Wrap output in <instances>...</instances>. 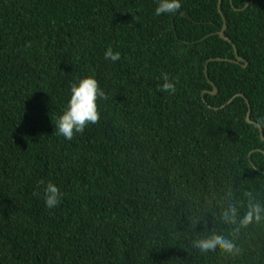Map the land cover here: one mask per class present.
<instances>
[{"label":"trees","instance_id":"obj_1","mask_svg":"<svg viewBox=\"0 0 264 264\" xmlns=\"http://www.w3.org/2000/svg\"><path fill=\"white\" fill-rule=\"evenodd\" d=\"M217 2L156 16L157 0H0V264H264V219H222L264 205V141L245 120L247 100L264 137V0ZM232 44L245 66L206 63ZM86 76L106 98L68 140L56 123ZM212 235L239 254L193 246Z\"/></svg>","mask_w":264,"mask_h":264},{"label":"clouds","instance_id":"obj_2","mask_svg":"<svg viewBox=\"0 0 264 264\" xmlns=\"http://www.w3.org/2000/svg\"><path fill=\"white\" fill-rule=\"evenodd\" d=\"M180 8L181 0H157L154 13L156 16L175 14ZM104 58L115 62L120 59V53L114 52L109 47L105 50ZM163 80L161 91L175 92V84L166 75ZM100 98L106 97L95 77L86 76L73 83L70 87V95L66 107L56 123L58 133L64 138L71 140L74 133L83 132L87 124L97 123L100 119L97 101ZM43 196L45 206L48 208L56 207L62 199L59 187L52 182H48L44 187ZM238 211L236 204L229 203L228 211L222 217L223 222L230 224L238 222L239 227H247L253 221L260 222L264 219V205L260 203L249 201L247 211L239 218V221H237ZM193 246L201 254H215L218 250L231 255H236L240 252L237 244L226 236L212 235L196 239L193 242Z\"/></svg>","mask_w":264,"mask_h":264},{"label":"water","instance_id":"obj_3","mask_svg":"<svg viewBox=\"0 0 264 264\" xmlns=\"http://www.w3.org/2000/svg\"><path fill=\"white\" fill-rule=\"evenodd\" d=\"M219 3H220V0H218V2H217V5H218V8H219ZM247 5V4H246ZM219 10V12H221L220 11V9H218ZM223 18V24H222V26H221V29L218 31V35L222 38V39H224V40H226L227 42H230V40H229V38L228 37H226L225 35H224V29H225V22H224V17H222ZM232 48H233V53H234V59H230V58H224V57H214V58H208L207 59V61H206V63L209 61V60H219V61H229V62H236V63H239V62H241V61H243V59L240 57V56H238L237 55V51H236V48H235V46H234V44H232ZM245 63V62H244ZM246 64V63H245ZM204 71H205V69H204ZM209 94H214L215 92H216V88L214 87V86H212V89L211 90H206ZM204 92V90L202 91V93ZM239 96H242L243 97V95L242 94H238ZM232 98H230L229 100H231ZM228 100V101H229ZM246 102V104H247V112H246V114H245V120L247 121V122H249V123H252V124H255L256 126H257V128H258V133H259V137H260V139L261 140H263L264 141V137H263V135H262V129H261V127L258 125V124H256L254 121H252L250 118H249V105H248V103H247V101H245ZM257 151H259V152H261L263 155H264V150H261V149H256Z\"/></svg>","mask_w":264,"mask_h":264},{"label":"bare ground","instance_id":"obj_4","mask_svg":"<svg viewBox=\"0 0 264 264\" xmlns=\"http://www.w3.org/2000/svg\"><path fill=\"white\" fill-rule=\"evenodd\" d=\"M218 7V6H217ZM219 9V8H218ZM238 55V54H237ZM239 56V55H238ZM242 58V57H241ZM243 59V58H242ZM242 62V66H245L246 64V62L244 61V59H243V61H241ZM245 62V63H244ZM205 69V68H204ZM204 72H206V69H205V71ZM244 97V96H243ZM230 101V100H229ZM245 101H247V100H245ZM248 103V102H247ZM247 112V111H246ZM250 113V112H249ZM262 129V128H261ZM263 135V134H262Z\"/></svg>","mask_w":264,"mask_h":264}]
</instances>
